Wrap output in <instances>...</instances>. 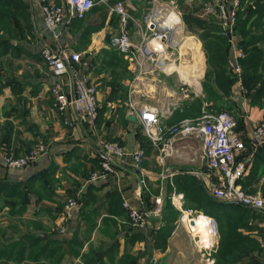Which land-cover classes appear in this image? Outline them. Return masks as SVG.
I'll return each mask as SVG.
<instances>
[{
	"label": "crops",
	"instance_id": "obj_1",
	"mask_svg": "<svg viewBox=\"0 0 264 264\" xmlns=\"http://www.w3.org/2000/svg\"><path fill=\"white\" fill-rule=\"evenodd\" d=\"M44 1L56 5L66 2ZM207 1L107 0L108 4L96 5L84 19H73L69 24L60 26L56 32L46 27L40 4L33 0H21L23 8L20 12L24 15L19 20L22 27H26V24L32 27L30 33L15 30L12 13L11 19L8 14L6 17L0 15V25L10 27L12 32L9 35V32L0 30V34L6 36V41L10 37L14 46V50L0 57V181L28 183L38 174L52 170L53 174L49 175L53 176V186L47 185L44 199L32 196L23 218L32 221L29 232L41 235L45 240L62 242L70 236L69 241L74 238V250L85 254L95 253V258L88 257V254L84 258L81 255L74 257V264H131L123 260L124 256L129 254L136 257L146 247L153 250L152 257L165 255L173 249L172 242H168L163 252L154 247L153 236L168 202L173 204L178 219L180 208L189 209L192 207L188 204L195 203L194 200L189 201L184 190L178 188V180L188 179L198 186L199 191L208 195L198 176V173L209 172L204 160L202 138L173 135L169 130L176 125L164 126L162 123L165 128L163 139L155 145L146 136L130 103L137 110L145 104L155 105L161 111V121L164 118L168 122L198 116L193 112L196 100L202 103L201 112L207 109L217 113L221 106L227 107L228 112L238 120L237 134L246 145V150L238 156L248 165L242 187L248 193L264 192V146L256 148L251 139L254 128L264 118V98L253 100L249 97L241 80L231 87L230 94L224 92L225 87L220 84L222 80H217L218 71L208 61L206 44L229 43L230 64H234L243 57L242 38L238 27L234 30L233 43L223 35L219 19L204 10ZM254 1L246 0L245 3L253 4ZM117 2H123L138 21L154 8H163L165 13H169L165 24L175 28V40L183 39L182 45L186 53L191 52V59H198L201 48L204 54L202 70L195 60L188 65L189 72L184 71L186 76L182 72L181 76L149 74L132 85L133 66L123 55L129 72V78L124 82L128 88L127 99L105 104L110 93L107 82L111 71L101 69L100 57L103 58V51L114 49L112 42L119 36V17L110 8ZM179 4L184 12L182 19L172 9H177L176 5ZM259 4L264 6V0ZM0 11H8V8L0 6ZM129 28L132 43L139 45L141 30L133 23H130ZM183 30L189 37L183 35ZM220 34L224 41L219 39ZM45 46L61 47L81 54V61L76 64V68L96 84L99 91L101 116L96 128L90 126L82 113L69 111L61 115L55 108L51 89L60 80L67 86L69 77L57 78L42 56ZM189 58L186 56L185 60L189 61ZM206 73H211L209 81L206 80ZM186 78L190 85L184 86L187 90L184 93L179 88ZM147 88L151 89L152 100L156 98L157 102H144ZM191 113L192 116L188 115ZM133 115L138 121L128 120ZM65 120L74 125H66ZM98 137L107 142L119 143L128 153L125 164L119 166L105 183L89 180L90 173L100 168V159L96 154ZM39 146L43 150L38 151L37 160L24 169L12 170L3 162L5 155L24 157L36 152ZM138 149L145 151V157L141 166L135 168L132 166L131 154ZM218 179L216 175L215 180ZM157 198L162 200V215L153 218L146 229L138 230L125 214L128 212L123 207L124 200H129L140 209L154 211ZM70 199L77 201L78 208L72 213V218L66 221V236L61 235L58 228L66 219L64 214ZM253 223L264 234V218ZM139 232L145 235L144 239L133 244L132 235ZM256 238L262 240L260 236ZM262 246L264 248V243ZM156 263L155 259H149L148 264Z\"/></svg>",
	"mask_w": 264,
	"mask_h": 264
},
{
	"label": "built area",
	"instance_id": "obj_2",
	"mask_svg": "<svg viewBox=\"0 0 264 264\" xmlns=\"http://www.w3.org/2000/svg\"><path fill=\"white\" fill-rule=\"evenodd\" d=\"M33 1L40 4L45 25L53 32H56L60 26L69 24L73 19H84L96 5L108 4L107 0H66L60 5L48 4L44 0ZM240 4L241 0H210L204 4L205 12L219 19L223 35L231 43H233ZM110 8L119 17L120 26L119 36L112 42V47L124 54L133 66L132 85L139 83L144 76L149 74L180 75L177 66L195 62L194 58L191 59L193 57L191 52H185L182 45L183 39L175 40V28L165 24L169 13H165L163 8H154L144 16L142 22L138 21L126 9L123 2H117ZM172 9L181 17L176 8ZM130 23L141 30V42L137 46L132 43ZM183 35L185 36L184 30ZM42 56L58 79L63 76L69 77L67 86L60 80L51 89L55 99V108L61 115H66L69 111L82 113L90 126L96 128L99 119V91L97 85L76 68V64L81 61V54L61 47L45 46ZM186 56L190 57L189 61L185 60ZM240 56L241 54H239ZM203 57L204 54L200 48L198 56L200 70L203 68ZM232 66L234 72L240 74L238 62L236 61ZM185 85H190L187 78L182 80V85L179 88L184 93L187 92ZM130 107L138 116L146 136L152 143L158 145L165 132L160 109L150 104H145L139 110L133 103H130ZM65 124L70 127L74 125L69 120H65ZM237 129L238 120L230 112L224 110L214 113L204 109L199 117L184 119L169 131L173 135L195 134L202 138L204 160L209 172L198 173V176L202 179L211 198L222 203H239L254 210L264 211V197L260 194L246 192L241 184L247 174L248 165L244 160L238 159V156L246 150V145L237 134ZM251 137L256 148L264 146V118L254 128ZM41 150L43 147L39 146L36 152H30L24 157L5 155L3 162L9 169L21 170L35 162L38 158V151ZM96 154L100 159V168L90 173L89 180L98 183L108 182L118 167L125 164L124 159L128 155L119 143L107 142L101 137H98ZM131 157L132 166L139 168L144 160L145 151L138 149L131 154ZM216 175L219 176L218 180H215ZM155 202L157 208L154 211H147L141 210L129 200H124L123 207L128 212L131 223L138 230L146 229L153 218L162 215L161 198H157ZM76 208H78L77 201L70 199L64 214L66 219L58 228L61 235H67L66 221L72 218V213ZM180 212V221L187 226L197 248L202 253L214 251L218 245L217 238L219 236L217 221L204 215L209 219L210 225L208 239H205L195 229L196 219L200 217L201 213L183 208H180Z\"/></svg>",
	"mask_w": 264,
	"mask_h": 264
},
{
	"label": "trees",
	"instance_id": "obj_3",
	"mask_svg": "<svg viewBox=\"0 0 264 264\" xmlns=\"http://www.w3.org/2000/svg\"><path fill=\"white\" fill-rule=\"evenodd\" d=\"M245 1L241 0L236 25V29L238 27L239 35L242 38L241 49L243 57L238 60L240 74H236L232 64H230L229 54L231 47L229 43L206 44L207 56L208 61L218 71L217 80H222L220 84L225 87L224 92L226 94H230L231 87L236 81L241 80L247 95L253 100H260L264 98V6L259 4L261 0H255L253 4L247 6H245ZM45 3L47 2L45 1ZM0 6L8 8V11H0L1 16L6 17L8 14L9 18L11 16L15 18V30H18L19 33L25 31L30 33L31 26L26 24V27H22L19 24L20 18H23L22 15H24L20 12L23 8L21 0H0ZM26 17L27 14L25 13V23L27 21ZM0 30H3L4 33L9 32V35L12 33L11 28L7 26L0 25ZM10 39L9 37V41H6V36L0 34V57L14 50ZM219 39L224 41V37L221 34ZM102 55L103 58L100 57L101 69L106 70L107 68L111 71L110 80L107 82L110 93L105 104L111 101H125L128 95V88L124 82L129 78V72L127 61L123 57L124 54L114 48L103 51ZM210 75L211 73H206L207 81H209ZM200 106H202V103L196 100V108L193 112L194 115L197 114L198 116L193 118H197L202 114ZM222 108L223 106L219 108V111L224 110ZM192 114L188 115L192 116ZM185 116L183 115L182 117ZM180 122L181 120H176L171 122V125L177 126ZM49 174H53L51 169L47 173L38 174L28 183L11 184L0 181V213L8 209L10 217H18L21 220L22 215L25 214L30 205L32 196L40 200L44 199L47 185L51 184L53 186L54 179ZM241 184H243V181H241ZM178 185L180 190H184L185 196L189 201L191 200L192 202L194 200V204L201 209L203 214L209 215L218 223L220 241L216 254V264H234L241 261L244 257L252 255L261 256L264 259V248L262 246L264 234L258 231V228L256 229L253 223L264 218L263 211L249 209L242 205L218 202L206 195L205 192L199 191L198 186L188 179H179ZM171 190L172 188H170ZM172 211L174 210L171 207H168L166 211L164 210L165 226L157 230L153 236L154 247L163 252L166 251L168 241L175 228V216L177 213L175 212L174 216ZM125 214L129 218L128 213ZM14 228L16 230L19 229L17 224H11L9 227V229ZM1 229L0 227V264H28L27 262L60 264L61 259L57 258L56 260L55 258L59 246L53 247V245H63L67 242L66 240L62 242L45 240L41 235L31 232L24 234L17 231V234L20 235L17 238L12 237L8 240L5 237L7 236V231ZM144 236L142 232L135 233L132 235L131 242L134 244L144 239ZM257 236L262 237V240H258ZM69 245L74 246V238L69 241ZM43 257L46 258V262H42ZM123 260H128L131 264H137L136 258L129 254H126Z\"/></svg>",
	"mask_w": 264,
	"mask_h": 264
},
{
	"label": "rangeland",
	"instance_id": "obj_4",
	"mask_svg": "<svg viewBox=\"0 0 264 264\" xmlns=\"http://www.w3.org/2000/svg\"><path fill=\"white\" fill-rule=\"evenodd\" d=\"M247 5H251V4L249 2H247V3H245V6H247ZM176 7H177V11L180 12L181 17H182V14L184 12L181 9L182 8L181 4H179L178 6L176 5ZM143 18L144 17H141L139 20L142 22ZM186 33H184L185 36L189 37ZM145 96H146V98H145L144 102H150V103H151V101L157 102L156 98H154V100H152L150 88H147V94ZM222 109H224L225 111L229 110L227 107H223ZM224 110H222V111H224ZM162 123L164 124V126L165 125L168 126L169 124H171V122L166 121L164 118L162 119ZM195 136H197V135H195ZM260 195L264 197V192ZM188 206H191L192 208H189V209L194 210L196 213H201V209L199 207H197L194 203L188 204ZM168 207H171L174 210V211H172V213L175 216L176 211H175V208H174L173 204L171 203V201L168 202L167 209H168ZM249 209H251V208H249ZM141 210H143V209H141ZM23 216H24V214L22 215L21 220H19L18 217H15V218L10 217L9 210H4L3 212L0 213V227L2 228L1 230L7 231V236H5V237L8 240L11 239L12 237L17 238L20 235V234H17V232H22L24 234L29 232L30 223H32V221L28 220V219L27 220L24 219ZM180 218H181V215L178 219V216L176 214L175 222L176 221L177 222L175 224L174 232L168 241L169 243L172 242L171 247H173V249L171 248V251L167 252L165 255H159L158 254L155 257H152L151 255L153 254V250L150 249L149 247L148 248L146 247L144 251H141V253H138V255H136L135 258H136V261L138 263L140 262V264H148L149 259H152V260L155 259V261H157L156 264H158V263L159 264H210V263L212 264V261H213V264H216V260H217L216 254L218 251L220 235L217 238L218 245L216 246L215 250L214 251H207L206 253H202L197 248V246L195 245L193 238L191 237V235L188 232L187 226L181 223ZM11 224L12 225L17 224L19 229L18 230H16V228L9 229ZM158 226H159L158 230L160 228H162L163 226H165L164 214L160 218ZM244 233H246V232L244 231ZM69 237H68V239H66L67 242H65L63 245H60V244H54L53 245V247L59 246V248L56 252L55 258H56V260H57V258L61 259L60 264H74V257H77L76 254L81 255L80 257H82V258H84L86 256V254H88L87 255L88 257L92 256L95 258L94 252H87L85 254V253H80V251L74 250V246L72 247L71 245H69ZM55 241H57V240H55ZM157 253H160V252L157 251ZM90 254H92V255H90ZM254 257H256V255L255 256L254 255L246 256L243 259H241V261L234 263V264H264V259H262L261 256L256 257L255 259H254ZM42 262H46V258L43 257ZM27 263L28 264H35V263H31V262H27Z\"/></svg>",
	"mask_w": 264,
	"mask_h": 264
},
{
	"label": "bare ground",
	"instance_id": "obj_5",
	"mask_svg": "<svg viewBox=\"0 0 264 264\" xmlns=\"http://www.w3.org/2000/svg\"><path fill=\"white\" fill-rule=\"evenodd\" d=\"M168 25H170V24H168ZM174 36H175V34H174ZM176 40L179 41L178 39H176ZM192 40H194V39H192ZM194 41L198 42L197 40H194ZM195 60L197 62L196 64H198V59H195ZM177 69L180 72H182V74L184 76H186V72H189L190 66H188V65L187 66L182 65V67L177 66ZM186 70H188V71H186ZM184 71H186V72H184ZM195 227H196L195 228L196 231H199L201 233L202 238L208 239V230L210 228L208 218H205V216L203 214H201L200 217L196 219Z\"/></svg>",
	"mask_w": 264,
	"mask_h": 264
},
{
	"label": "water",
	"instance_id": "obj_6",
	"mask_svg": "<svg viewBox=\"0 0 264 264\" xmlns=\"http://www.w3.org/2000/svg\"><path fill=\"white\" fill-rule=\"evenodd\" d=\"M128 120H131V121H133V122L138 121V120H137V117L134 116V115H133V117H131V118L129 117ZM232 204H234V205H241V204H239V203H232ZM44 237H46V236L44 235Z\"/></svg>",
	"mask_w": 264,
	"mask_h": 264
}]
</instances>
